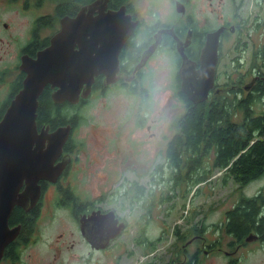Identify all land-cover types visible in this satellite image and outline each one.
Wrapping results in <instances>:
<instances>
[{
  "label": "flooded vegetation",
  "instance_id": "1",
  "mask_svg": "<svg viewBox=\"0 0 264 264\" xmlns=\"http://www.w3.org/2000/svg\"><path fill=\"white\" fill-rule=\"evenodd\" d=\"M245 1L232 0L234 11L232 16L228 17L221 14L224 0H0V15L5 16V21L0 24V124L4 121L12 101L24 88L28 75L24 68L29 69V65L37 61L39 54L52 46L57 36H62L63 45L74 43L77 50L80 43L71 38L72 24L83 20V25L88 30L95 19L108 14H117L119 28L131 32L119 56L116 82L107 84V73L104 72L95 77L88 93L84 83L80 85L79 94L72 98V101H62L60 98L59 102L53 99V95L60 91L59 86L48 83L39 97L38 110L46 106L50 110L67 111L68 121H72L76 119L75 112L87 110L95 97H105L114 91H120L129 99H133L129 108L134 113L132 115H135V124L130 130V137L135 134V128L146 129L148 140L152 141L157 136L152 132V73L164 62L175 68L172 97L180 103L179 115L170 117L168 134L163 135L165 148L164 145L162 148H156L157 151L153 155L155 158L164 159V164H158L153 170L152 164L144 167L136 160L141 156L142 150L134 142L129 144L128 155L122 156L117 172L118 179H122L121 183L115 186L124 190V201L118 197H109L107 190L98 194H82L72 182H66L70 179V174L76 173L74 167L78 161L76 151L79 148L74 139L78 127L68 124L67 126L72 128L70 137L56 162L65 160L68 165L56 182L39 183L40 198L35 206L30 204L27 208H14L8 225L10 229L19 231L16 239L5 249L0 264H24L25 254L36 248L44 249L50 264H109L110 259L114 264H119L125 255V258L135 257V246H146L147 250L149 246L152 247L155 242H152V238L147 234L146 227L152 218V200L144 206H137L136 204L146 196L137 192L152 191V173L163 175L173 171L168 162L169 144L178 135V123L181 119L184 122L190 113L189 109L205 105L204 108L207 107L209 112L213 107L218 112L223 111L225 115L222 122L225 123L228 117L233 130L236 124H241L244 120V111H254L259 102L262 107L261 116L264 117V43H254L253 37L246 33L253 29L243 27L240 10ZM256 5L257 9L253 8L250 14L254 11H264V0H259ZM198 14L203 18L197 19ZM262 25L264 28V23ZM21 31H24V34H21ZM218 31H221V34L215 77L207 98L199 102L202 98L200 94L207 86V83H200V72L202 58H206L204 54L208 34ZM75 33L79 37L82 36L80 30ZM88 40L91 43V36ZM153 47L152 53L142 64L147 52ZM228 58L232 59L228 65L234 72L226 77L228 66L225 61ZM244 58L249 60L244 63ZM259 58L261 64L257 63ZM63 59L64 66L68 67V58ZM235 63L240 67L246 64L248 70L243 75L236 74ZM184 64L187 66L185 69ZM73 66L76 68L74 73L79 75L87 64L83 58H76ZM166 100V106L170 107L171 111L175 109L170 95ZM47 127L49 133H52L63 126L42 124L38 129L41 131ZM1 137L4 135H0V140ZM187 137L188 134L184 133L183 142L187 141ZM260 138L264 143V132ZM189 153L192 152L182 151L185 157ZM200 153L203 154L201 145L195 155ZM123 166L126 169H123ZM210 167L212 168V164ZM145 168H148V171ZM205 169L210 170L202 164L194 170L196 175L203 176ZM183 170L187 168L183 167ZM125 174L129 176L125 178ZM212 177L196 184L195 187H206ZM251 184H254L255 188L250 194L245 193V189ZM3 187V182H0L2 190ZM26 187L27 183L24 182L20 194ZM231 197L237 198V201L217 222L207 225L208 217L197 213L188 216L189 220H185L183 227L177 226V223L173 227L172 235L181 239V245L172 243L168 249L169 260L163 264H204L206 258L225 261L226 264H239L245 253H264V174L243 188L235 187L224 201ZM242 199L251 203L254 216L250 218L249 231L238 239L229 231L231 220L227 213L235 209ZM127 202L129 216L121 213ZM45 209L61 214L58 228L52 237L45 233L47 238L38 233ZM137 209L143 213L134 214ZM132 214L135 217L140 216L138 221H141V216L147 219V222L144 221L146 225L138 227L134 224ZM166 225L167 219L163 221L161 233L156 237L158 242L162 241L167 233ZM132 228L134 233L126 242L125 237L130 235ZM62 256L67 259L63 261ZM144 264H152V260Z\"/></svg>",
  "mask_w": 264,
  "mask_h": 264
},
{
  "label": "rangeland",
  "instance_id": "2",
  "mask_svg": "<svg viewBox=\"0 0 264 264\" xmlns=\"http://www.w3.org/2000/svg\"><path fill=\"white\" fill-rule=\"evenodd\" d=\"M259 0H246L245 5L241 8V16L243 18V27L251 28L246 33L251 35L253 42L256 44L264 43V11L257 13L254 11L250 14V11L254 8L257 9V3ZM261 8V6H259ZM232 0H224L222 7V15L231 17L233 14ZM201 13V11H200ZM197 19L203 18L201 14L196 15ZM5 21V16L0 15V24ZM259 23L258 25L256 23ZM201 24L203 22H200ZM256 24V25H255ZM258 29V30H257ZM24 34V31H21ZM2 37V36H1ZM5 38V37H2ZM245 41V37L243 38ZM154 47L147 52L146 57L142 64L146 61L149 55L152 53ZM232 60L228 58L226 62L228 69L225 76L233 74V69L228 65ZM249 58H244V63ZM261 64V60L257 61ZM155 65H158L155 63ZM154 71V67L152 66ZM248 70V66H238L235 63L236 74L243 75ZM175 68L173 65L164 64L158 66L156 71L152 73V132L157 134L156 138L149 141L148 131L146 129L135 128L132 138L130 137V130L135 124V115L131 109L133 99H129L128 96L123 95L120 91H114L105 97H95L92 104L87 110L80 111V117L83 118L84 123L80 124V127L75 133V142L79 145L76 154L78 161L75 164L74 175L70 174V179L66 182H72L73 186L84 194L85 192H93L98 194L107 190L109 197L120 198L124 201L122 194L124 190L122 187L115 186L121 183V179H118V168L121 164V158L124 154L128 155L130 150L129 144L134 142L142 150V154L139 158H136L144 167L152 164V170L158 164H164V159L155 158L153 155L160 147H163V135L168 134L167 127L170 123V117L174 118L180 113V103L174 97H172V86L174 84ZM117 80V78L115 79ZM170 95L172 99V106L175 107L171 111L170 107L166 104L168 101L166 97ZM256 114H261L262 107L260 102L254 108ZM172 114V116H170ZM124 125V126H123ZM123 126V127H122ZM160 143L162 146H160ZM165 143V142H164ZM166 144V143H165ZM157 148V149H156ZM165 148V145L164 147ZM152 157V158H151ZM152 160V162H151ZM123 169H126L123 166ZM144 169V168H141ZM148 171V168H145ZM131 174V172L127 171ZM171 173V174H170ZM163 175H155L152 173V191L143 192L144 199L137 203V206H144L150 203L152 200V218L149 219V224L141 216V221L132 214L134 224L138 227H147V234L152 238V247L149 246V250L142 245L135 246L133 258H121L119 264H144L152 260V264L165 263L169 260L170 250L174 242L176 245H181V239L172 235L173 227L182 226L185 220H189L190 215L201 213L207 216L206 224L210 225L212 222H217L224 216L225 211L231 209V207L237 201V198L231 197L224 201L226 196L236 188L240 186L236 182L229 180L227 184L223 183L222 173L218 171L214 172L212 180L206 187H195V183L188 182V169L183 170L181 181L176 183V186L171 180V175L176 173L171 171ZM125 178L129 175L125 174ZM146 177L145 181L147 180ZM141 181H143L141 179ZM260 181V180H259ZM229 184V185H228ZM228 185V186H227ZM227 186V187H226ZM114 187L119 188L118 190ZM254 184L249 185L245 189V193L250 194L253 191ZM137 201V200H136ZM199 211V212H198ZM122 214L129 216V206L126 203L125 209L121 211ZM143 212H139V209L134 214L139 215ZM146 215V214H144ZM171 216V217H170ZM167 217V218H165ZM167 219L165 237L162 241H157L156 237L161 233L163 228V221ZM61 220V214L56 211H50L45 209L42 215V223L40 225V231L45 238L52 237L58 228V223ZM162 221V222H161ZM146 231V228H145ZM47 233L48 235L46 236ZM134 233V228L131 229L130 235L125 237V241L129 240V237ZM65 261L66 257H61ZM24 261L26 264H50V259L46 255L44 249H32L25 254ZM142 261V262H141ZM24 263V264H25ZM109 264H114L110 259ZM204 264H226L225 261L206 258ZM239 264H264V253L261 251L251 252L250 255L245 253L242 256V260Z\"/></svg>",
  "mask_w": 264,
  "mask_h": 264
},
{
  "label": "water",
  "instance_id": "3",
  "mask_svg": "<svg viewBox=\"0 0 264 264\" xmlns=\"http://www.w3.org/2000/svg\"><path fill=\"white\" fill-rule=\"evenodd\" d=\"M119 26L117 14L103 15L95 19L88 30L83 25V20H77L70 29L71 38L80 43L77 50L74 43L63 45L62 36H57L52 46L40 53L37 61L29 65V69L24 68L28 73L24 88L12 101L4 121L0 124V135H4L0 140V182L4 184V190L0 188V261L5 249L16 239L19 231L10 229L8 225L14 208H27L30 204L35 206L40 198L39 183L56 182L68 165L65 160L56 162L62 155L72 128L63 126L52 133H49V127L41 131L38 129L39 97L44 87L48 83L59 86L60 91L53 95L54 101L59 102L60 98L62 101H72V98L78 96L79 87L84 83L88 93L95 77L104 72L107 73V84L115 83L119 71V56L131 33ZM78 30L82 31L80 37L75 33ZM220 34L221 31L208 34L204 54L206 58H202L200 72L203 83H207V86L200 94L202 98L199 102L207 98L208 90L212 87L219 60L217 56ZM90 36L91 43L88 40ZM63 58H68V67L64 66ZM76 58H83L87 64L79 75L74 73L76 68L73 64ZM24 182L27 187L20 194Z\"/></svg>",
  "mask_w": 264,
  "mask_h": 264
},
{
  "label": "trees",
  "instance_id": "4",
  "mask_svg": "<svg viewBox=\"0 0 264 264\" xmlns=\"http://www.w3.org/2000/svg\"><path fill=\"white\" fill-rule=\"evenodd\" d=\"M204 107L205 105H198L190 108L184 122L180 118L178 135L169 144L168 162L176 172L171 175V180L176 181H173L175 184L181 181L183 167L188 169L187 184L204 182L211 178L215 171L222 173L224 184L231 180L241 188L261 177L264 174V143L260 136L264 132V117L261 114L256 115L255 111H244L246 120L244 118L241 124H236L233 130L228 117L225 123L222 122L225 115L223 111L218 112L213 107L209 112L207 107ZM48 108L45 106L38 110L39 128L42 124H51L55 127L73 124L79 128L80 124L84 123L83 118L79 117V111L75 112L76 119L68 121L69 112ZM184 133L188 134L186 142L182 140ZM200 145L203 154L196 156L195 152ZM183 150L192 153L185 157L182 154ZM202 164L210 170L205 169L203 176L196 175L194 169ZM140 191L138 190L137 194L143 193ZM227 214L231 220L229 231L238 239L243 237L249 231L250 218L254 216L251 203L242 199L235 209Z\"/></svg>",
  "mask_w": 264,
  "mask_h": 264
},
{
  "label": "bare ground",
  "instance_id": "5",
  "mask_svg": "<svg viewBox=\"0 0 264 264\" xmlns=\"http://www.w3.org/2000/svg\"><path fill=\"white\" fill-rule=\"evenodd\" d=\"M184 60H185V58H183ZM185 67H187V66H185V64H184V69H185ZM184 69H183V73H184ZM201 76V75H200ZM115 79V78H114ZM113 79V80H114ZM200 83H202L203 84V78H202V76L200 77Z\"/></svg>",
  "mask_w": 264,
  "mask_h": 264
}]
</instances>
